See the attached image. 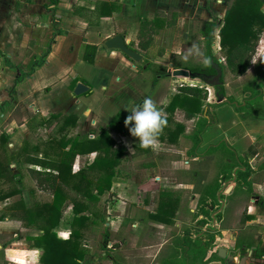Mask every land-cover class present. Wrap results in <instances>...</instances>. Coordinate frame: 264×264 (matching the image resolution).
Returning a JSON list of instances; mask_svg holds the SVG:
<instances>
[{"label":"crops","instance_id":"crops-1","mask_svg":"<svg viewBox=\"0 0 264 264\" xmlns=\"http://www.w3.org/2000/svg\"><path fill=\"white\" fill-rule=\"evenodd\" d=\"M229 1L56 0L55 3H52L51 0H0V82L4 83V86L0 85V125L4 123L0 129V170L12 176V180L0 177V186L6 183L9 188L18 187L20 176L12 174L10 170L13 169L12 167H16V163H19L16 162L19 160L17 159L19 154H24L25 160H28V157L45 159L42 154L44 150L47 151L46 144L57 133L56 128L61 122L60 118H49L50 114H74L77 117V122L76 126L69 130V135L94 138L100 128L108 127V123L117 111L121 110L129 114L128 111L133 106L139 105L145 98H151L156 107L160 109L162 116L169 115L171 117L170 127H173L176 122H180L185 128V123L176 119L175 115L179 110L175 109L173 113H169L165 107L170 97L176 93L178 85H197L207 92L203 110L205 112L208 109L213 119L204 124L202 129L196 122L197 129H201L198 134L200 141L198 146H195L196 149L192 150L191 148L190 153L193 158H197L200 156L199 154H202L205 146L217 145L215 141L224 139L231 146L229 151L232 150L234 153V156L230 155V158L227 157L225 162L232 161L233 164H222V173L214 183L217 186V201L214 206L208 204L212 199L209 195H205L204 201L207 205L204 206V210L207 214L200 211L194 217L195 222H191L197 229L196 232H189L185 229L176 239L178 248H172L171 244L173 245L172 241L175 240V237L172 234L168 235L161 243L154 244L151 249L148 248L151 254L146 256L148 260L142 261V263L168 264V261H170L169 264L192 263L191 254L194 249L191 246L187 247V239L183 246L180 244L181 239L186 237L190 240L196 238L197 242L201 243L208 242L202 262L195 261V264H226L224 259L217 255L219 247L225 248L226 252L233 256L235 264H264V180L261 182L259 180L251 181L253 175L264 169V167L259 168L264 156V126L246 124L245 120L239 117L238 109L236 110L233 103L216 101L214 85L209 84L211 79L197 77L191 71L193 68L187 67L189 62H183L185 54L182 49H187L194 37L199 39L204 46L201 64L196 68L204 69L207 44L212 55L219 62L223 61L224 52L219 47L218 26L221 24ZM169 7H174L179 13L175 25L166 27L163 22L160 23L147 49L136 51L141 55L139 61L127 58L119 50L103 46V41L106 38L120 34L125 43H132L133 47L138 49L137 34L140 20L152 18L156 10L166 14ZM261 10L264 13V0H261ZM199 20L205 21L207 24L210 23L209 26L214 24L207 35L208 37L205 34L206 25H203ZM86 44L98 45L93 63L82 59ZM262 52H264V31L260 34L258 44L247 66L249 67L260 60L258 62L259 70L263 71L264 58L258 56ZM42 54H44L43 63L35 67L27 77L14 83L18 73L4 63L3 56L8 57L14 64H20L27 71L31 62ZM174 63L182 66L175 67ZM163 68L165 75L159 73ZM175 69L185 70L187 74H173L172 71ZM218 69L216 68V72ZM79 82L84 83L90 89L86 93L89 96L88 100H80V95L72 93L75 85ZM212 91L215 107H211L209 103ZM225 91V95L237 98L235 92L227 91V89ZM242 96L243 89L241 98ZM18 102L21 103L20 122H16L13 118L8 120L10 113L6 106L10 104V106L16 107ZM204 112L201 116L204 115ZM38 115H43L39 121ZM201 116L186 118L185 122L200 119ZM38 123L43 126L47 125L46 127L52 130V134H47L44 141L46 147L42 150V154L37 152V142L24 138L26 131H31L32 126ZM36 126L41 128L39 125ZM46 127L42 128L47 130ZM2 134L5 137L4 141L1 139ZM182 134L183 132L178 137H181ZM111 135L116 141L122 140L126 147L125 154H128L130 161L123 162L125 155L123 156L120 165L122 175L112 179L110 191L99 196L98 204L100 208L104 209L106 220L113 217L109 213L117 212L116 218L121 219L118 222L131 223L128 231L132 234V239L129 244L127 243L130 247L127 250L137 249L139 251L140 249L136 248L135 239L141 237L144 226L153 225L158 229L169 228L165 227L166 223L149 217V214L156 209L160 192L166 189L172 197L177 198V209L179 197L176 193H180L178 189H184L185 193L182 196H185V199L188 198L189 213L193 215L192 204L198 197V191L192 189L195 181L179 180L176 174L167 177L170 182L172 180V184L168 186L171 188H168L165 187L164 182L166 176L155 174L148 177L146 181H140L134 176V173H131L130 170L134 169L133 165L136 162L141 164L136 169L144 170L146 174L152 169H157L160 172L165 164L159 162L158 156L163 153H172V147H175L173 141L161 140L158 137L156 142L161 145H159L160 150L154 151L156 146L141 147L139 141L128 130L121 134L112 133ZM242 143L245 146H242ZM249 147L254 150L253 155H250ZM201 148L202 150H200ZM150 149L156 156L155 166L139 162L145 161ZM182 149L187 152L188 147ZM94 154L93 152L77 155L72 165L73 171L90 163ZM239 156L243 157L252 169L247 178L250 182V190L246 205L241 204L243 201H240L239 198L243 193L239 192L247 191V187L241 183V180L236 179L235 173L237 169L242 168L238 163L235 165L234 162V158ZM89 157L90 159H88ZM79 158L85 160L81 164H76ZM162 160L169 162L168 164L171 166L168 167H173L175 164L170 156L169 159L162 158ZM24 162L25 167H29L31 171L38 169V165L33 161ZM122 163L127 166L129 164L128 168L126 166L123 170ZM188 168L189 164H182L181 169ZM198 180L201 185L206 183V178L201 175ZM227 189L228 192H225ZM27 193L31 197H29V201L21 193L26 207L30 206L33 201V191L28 189ZM17 198L18 195H13L0 201L2 202L0 209ZM71 206V203L66 206L71 213L70 221L72 218ZM213 208L214 210H212ZM63 214L64 211L62 216ZM173 220L174 227L182 226L177 221L176 210ZM13 221L19 220L13 219L10 215L0 220V235H16V225L13 224ZM108 224L109 221L105 222L106 226ZM186 225L188 224L184 223L185 228ZM69 229L70 222L65 225L59 223L54 230L59 238H67ZM25 230L30 232H26L19 240L14 237L8 243L0 241V264H4L5 261V264H21L23 262L25 251L22 253L23 255H17L20 252V246L16 244L17 241H23L24 244L21 247L33 252L32 248L34 247L30 246L32 244L31 236L37 234L38 231L36 229V233H33L31 232L32 228L27 227ZM112 231L114 238H117L120 233L119 229L113 228ZM104 242H107V246L112 248L110 241L102 243ZM125 242L127 239L122 237L118 247L124 248L123 243ZM86 247L89 246L86 244ZM176 249L179 256L170 255L171 251L175 252ZM112 251L114 250L112 249L110 252ZM183 251L185 257H189L188 260L183 259ZM214 252L217 257L208 259ZM120 253V261L110 259L112 264H132L130 263V259H132L130 254L128 256L123 251ZM103 254L104 252H102ZM83 262L87 264L101 263L100 258H96L91 250H88L84 255Z\"/></svg>","mask_w":264,"mask_h":264},{"label":"trees","instance_id":"trees-1","mask_svg":"<svg viewBox=\"0 0 264 264\" xmlns=\"http://www.w3.org/2000/svg\"><path fill=\"white\" fill-rule=\"evenodd\" d=\"M55 3L56 0H51ZM168 13L156 10L152 18H142L140 20L138 29V49L134 48L132 43L126 45L140 52L146 50L155 30L159 24L163 22L166 27H173L176 19L179 16L178 11L174 7L168 8ZM203 25H206L205 34L208 33L214 24H207V22L199 20ZM264 31V13L261 10V0H230L222 17L221 24L218 26L219 47L224 52L222 62H219L211 53L209 45L207 44V51L204 61V69L193 68L192 73L202 79H209L210 74L216 73V68L223 70L226 68L232 74L241 73L249 64L255 47L260 38V34ZM97 44H86L82 59L88 63H93ZM47 51V50H46ZM4 63L15 69L18 75L14 79V83L21 81L27 77L35 67L43 63L44 54L31 62L29 69L26 71L20 64H14L8 57L3 56ZM127 57V56H126ZM128 58V57H127ZM175 67H181L178 63L173 64ZM149 64L147 65V67ZM259 72H263L259 70ZM159 73L165 75V70H160ZM261 84V80L254 81L253 85L256 87L254 92L243 89V96L240 102H236L232 96H227L220 83L214 85L215 94L218 102L228 101L236 106V110L240 105L245 109L253 110L254 103L259 100L260 93L256 91ZM87 89L85 93H88ZM207 98V92L204 88L197 85L180 84L176 87L165 110L173 113L175 109L183 111L186 118H191L204 112V100ZM243 102V104H242ZM236 104V105H235ZM128 115L127 112L117 111L108 127L99 129L98 134L94 138L86 136H70L69 130L76 126L77 117L74 114L59 115L50 114L49 118L61 119L56 128V134L47 142V148L43 157L30 158L28 161H33L38 165V169H32L35 176V183L38 189L51 194L49 200L35 201L26 207L21 190L18 187H11L8 190L0 189V201H3L9 196L18 195V198L6 204L0 212V220L4 219L7 214L13 219L23 222L25 227H33L37 229L38 233L31 236L32 245L38 254V264H87L83 262L84 255L88 248L84 242L83 228L89 224L95 223L97 217L99 221L105 219V211L98 204L99 196L107 191H110L112 179L115 176H121L120 165L125 155L126 147L121 140L116 141L112 137V133L121 134L128 130L129 125L124 124V119ZM166 123L159 133V139L175 142L178 135L183 132L184 125L176 122L173 127H170V116H163ZM212 116L208 109L205 110L198 121V127L211 121ZM201 125H200V124ZM201 129H197L193 133L194 145L200 141L198 134ZM1 139L4 141L5 137L2 134ZM216 145H210L213 148ZM37 149V148H36ZM250 149V147H249ZM50 150V152H49ZM95 153L90 163L73 171L72 165L77 155ZM232 155L234 153L231 150ZM254 154V150L250 149V155ZM31 159V160H30ZM235 165L239 164L242 168L237 169L236 179L241 180L242 184L246 185L247 191L250 190V182L247 180L248 175L252 169L243 157L234 158ZM234 166V165H233ZM231 166V167H233ZM264 167L263 161L259 168ZM0 177L7 180H12L11 174L0 170ZM240 183V182H239ZM238 183V184H239ZM241 184V185H242ZM216 184L208 186L206 193L212 200H216ZM68 203H71L72 218L70 221L69 235L67 238H59L57 236L55 227L59 224L62 213ZM178 200L170 195L166 189L160 192V198L156 209L149 217L153 220L172 224L174 222L173 215L176 210ZM204 214L206 210H201ZM185 239L188 240L187 247L191 246L194 249L191 254L192 263L195 261L202 262L206 253L208 242H197L195 239L183 237L180 244L183 246ZM104 250L103 257L111 259L108 253L111 247H108L104 242L101 244ZM183 259L185 257L182 252ZM217 257L214 253L208 259ZM118 264V263H117ZM187 264H189L187 262Z\"/></svg>","mask_w":264,"mask_h":264},{"label":"rangeland","instance_id":"rangeland-1","mask_svg":"<svg viewBox=\"0 0 264 264\" xmlns=\"http://www.w3.org/2000/svg\"><path fill=\"white\" fill-rule=\"evenodd\" d=\"M182 50L185 54V56L183 57V62L184 61L189 62V66H187L188 68H196L197 66H199V64H201V60H202L203 54H204V46L202 45V43L200 42L199 39H196L194 37V40L190 44V46H188L187 49L183 48ZM171 59H173V58L171 57ZM177 62H180V61H177ZM183 62H180V63H183ZM258 62H260V60ZM258 62L251 64L249 67L247 66L239 74H232L227 69H223L220 72L219 81L221 79V84H222V87L224 89V93L226 94V91H225L226 89H227V91L235 92L236 97H237L235 100L237 102H240V100L242 99L241 98L242 89L245 88L247 90H250V93L254 92L256 87L253 85V83H254V81H257L258 79H260L261 84L258 86V89L256 90L260 93V96H259V100L256 101V103H254V109L248 111L242 105H240V107H239L240 111H237V112H238L239 117L241 119L245 120L246 124L264 126V70H263V72H259V65H258L259 63ZM184 65H186V64L184 63ZM216 74H217V72L210 74L209 79H211L212 76H214ZM0 85L4 86V83L2 84V82H0ZM234 88H235V90H233ZM214 94H215V90H214ZM210 96H211L210 101H209L210 106L215 107V103H214L215 99L213 98V91H212V94ZM79 97H80V100H86V99L88 100V98H89L88 94H86V93L80 95ZM209 103H207V104H209ZM20 104L21 103L18 102L19 106L17 105L16 107L10 106V104L8 106H6V109L10 113V116L7 118L8 120L13 118L16 122H20V119H21V114L19 111ZM178 110L179 111H177L176 115H175L176 119L182 120L185 123V128H184L182 136L178 137L176 139V141L173 143L175 145V147H172L173 152L170 151L172 153H170V154L169 153H165V154L163 153V154H160L158 156V158L160 159L159 162L161 164H165L164 168L160 169V172L157 169H152V171H149L148 174H146V172H144V170L142 171V170L136 169V168H139V165H141V164L136 162L133 165L134 169H132L130 171H131V173H134V176L140 181H146V180H148V177H151L152 175H155V174H160L162 176H166V178L164 180L165 187H168L169 185L172 184V180L170 182V179L167 178L171 174H176L178 179L182 180V181H188V180L195 181L194 187L192 189L198 191V197L193 201L194 203L192 204V208L194 209L193 215H192V213H189L188 198L185 199V196H182L185 193L184 189H182V190L178 189V190H180V193H178L176 190V192H177L176 194L179 197V205H178V208L176 209V216H177V221H179L182 226L181 227L179 226V228L177 226L174 227V223L165 225V227H169L166 229H158L153 225L152 226H144L143 230L141 231V237H138L137 239H135V243L137 244L136 248H138V250L140 249L139 251H137V249L136 250L134 249V251L127 250L128 248H130L128 244L130 243V241L132 239V234L129 233V231H128L131 223H128V222L120 223V222H118L121 219L116 218V215H118L117 212L109 213V215L113 216L110 220L109 219L106 220L107 219L106 213H105V219L102 221H99L98 218L96 217L94 220L95 223L89 224L87 227L83 228V234H84V242L89 246L88 250L89 251L91 250L93 252V254L96 255V258H100V261H101L100 264H112V261L109 258L105 259L102 255V252H104V250L101 248V244L103 241H110L111 242L112 248H110V249L111 250L113 249L114 251L110 252L111 251L110 250L108 253L111 255L112 260L120 261V259H121L120 258V254H121L120 252L123 251L127 255L130 254V256L132 257V259H130V263H132V264H141L142 261H147L148 258L146 256L151 254L149 252V249L152 248L151 246H154V244H157V243H161L170 234H172L175 237V240L172 241L174 246L170 243L172 248H174V247L178 248V246L176 244V241H177L176 239L178 237H180V234H182V232L185 229H187L189 232H196V230H197L196 228H194V224H191V222L194 221L195 215L197 213H199L202 209L204 210V206L207 205L204 201L205 195H207L205 193L207 186L214 185V183L220 177L219 175L222 173L221 172L222 164H226V165L233 164L232 161L230 163L225 162L227 157L230 158V155L232 156V153L229 151L231 146L224 139H220L219 141H215V144H217V145L213 148H209V145L205 146V148L203 150L201 148L200 150H202V154H199L200 156L197 158H193L192 154L190 153L191 148L193 150L195 148V146H198V145H194L195 140L193 139V137H191V134L195 133V131L197 130L196 122H198L199 119H193L192 121L185 122L186 117L184 116L183 111L180 109H178ZM212 113L214 114V111H212ZM42 116L43 115L37 116L38 121L41 120ZM199 116H201V113L199 114ZM38 121H36V122H38ZM3 124L4 123H2V125H0V129L3 127ZM36 125H39L41 128H39ZM46 126H43V124L41 125L40 123L35 124V126H32L33 128L31 129V131H29V132L26 131V134L24 137L25 139L30 140L32 142H37V146H38L37 152H39L41 154L43 152L42 150L46 147V145L44 144V141L47 138V134H52V130H50V128H48ZM42 127L43 128L46 127L47 130H44ZM258 144H260V143H258ZM159 145L160 144L158 142H156V145H155L156 148L153 150L154 151L160 150ZM241 145L245 146L244 143H242ZM184 147H188L187 152H185L186 150L184 151L182 149ZM151 149L149 150V155L146 156L145 161H139V162L150 164L151 166H155L154 164L157 163V161L155 160L156 156H155V153L151 152L152 151ZM24 156H25L24 154H19L17 156V159H19V160L16 161L19 163L18 164L16 163V167H12L13 169L10 168L11 169L10 172L12 174L14 173L15 175L20 176L19 177L20 183H17V185L20 188L21 193L24 194V196L29 201L30 196L28 195L27 191H28V189H31V191H33V195H32L33 200L39 201V202L49 200L51 197V194L43 192L37 188L36 183H35L34 173L30 170L29 167H25L24 161L28 162V160H25ZM169 156L172 158V161L175 162L174 166H176V167H174V166L168 167V166H171L168 164L169 162L162 160V158L169 159ZM85 159H87V157H85ZM85 159L79 158V160L76 162V164H81L82 162H84ZM88 159H90V157ZM126 161H130L128 154H125L123 162H126ZM28 163H30V162H28ZM182 164H189V168L186 170L181 169ZM252 164H254V163H252ZM126 166L127 165L125 163H122L123 170H125ZM128 166H129V164H128ZM128 166H127V168H128ZM165 166H166V168H165ZM8 167H11V166H8ZM200 175L203 178H206V183H204L202 185L199 183V180H198ZM258 180L260 182L264 180V169L260 170L258 173L253 175L251 178V181H258ZM0 187L2 190H8L9 189V186L6 183ZM168 188H171V187H168ZM248 192L249 191H245V190L239 192V193H243V195L240 196V198H239L240 201H243V202H241L242 205L243 204L246 205V200H248V198H249ZM244 200H245V203H244ZM215 201L216 200H212L208 204L211 206H214V204L216 203ZM1 207H2V202H0V208ZM212 210H214V208ZM1 211H2V209H0V212ZM70 216H71V213L69 212V209L66 208L64 210V214H63L59 223H62L64 225L69 223L70 222V219H69ZM107 221H109V224L106 226L105 222H107ZM184 223L188 224V225H186V228L184 227ZM13 224L16 225V231H15L16 235H13V234L2 235L1 234L0 235V241L1 242H3V241L6 243L11 242L14 237L18 238V240H19L20 238H22L24 236V234H26V232H30L28 230H25V226L23 225V222H21V221H13ZM27 228H32L31 232L36 233L35 228H33V227H27ZM113 228L119 229L120 233L117 236V238H114L115 236L113 235V231H112ZM142 236H143V238L144 237L145 238L143 239ZM122 237L127 239V242L123 243L124 248L120 249L118 246L120 245V242L122 241ZM171 240H172V238H171ZM105 243L107 244V242H105ZM16 244H17V246H20V248H19L20 252L17 253V255H23L22 253L25 251L24 252V258H23L24 260L21 264H37L38 263L37 258H38L39 253L37 251H35L34 248H32L33 252H31V251L29 252L28 250H25L24 247H21L24 244L23 241L22 242L17 241ZM30 246L34 247L32 244ZM144 246H147V248H144ZM21 248H23V249H21ZM135 252H136V254H135ZM175 252L171 251L170 255H172V256L177 255V257H178L179 255L177 254V249ZM5 262H4V264H5ZM169 262L170 261H168L167 263L169 264ZM142 264H144V262Z\"/></svg>","mask_w":264,"mask_h":264},{"label":"clouds","instance_id":"clouds-1","mask_svg":"<svg viewBox=\"0 0 264 264\" xmlns=\"http://www.w3.org/2000/svg\"><path fill=\"white\" fill-rule=\"evenodd\" d=\"M258 56L264 58V52ZM128 112L124 124L129 125L131 122L128 127L129 133L139 141L141 147H155L159 133L166 123L160 109L156 107L151 98H145Z\"/></svg>","mask_w":264,"mask_h":264},{"label":"water","instance_id":"water-1","mask_svg":"<svg viewBox=\"0 0 264 264\" xmlns=\"http://www.w3.org/2000/svg\"><path fill=\"white\" fill-rule=\"evenodd\" d=\"M103 46L108 48V49H116L119 50L121 53H123L124 55H126L127 57H129L130 59L134 60V61H139L141 59V55L136 52L135 50L129 48L125 41L124 38L122 37V35L120 34H115L112 35L108 38H106L103 41ZM173 74H187V71L182 70V69H175L172 71ZM220 78V70H217V74L213 76V78L211 80H209V84L210 85H217L220 83L219 81ZM88 87L84 84V83H77L72 91V93L74 95H81L84 94L87 91ZM228 192V189L225 191ZM217 255L224 259L226 264H235V262L233 261V256L231 254H228L226 252V249L223 247H219L217 249Z\"/></svg>","mask_w":264,"mask_h":264},{"label":"flooded vegetation","instance_id":"flooded-vegetation-1","mask_svg":"<svg viewBox=\"0 0 264 264\" xmlns=\"http://www.w3.org/2000/svg\"><path fill=\"white\" fill-rule=\"evenodd\" d=\"M212 78H213V76H212ZM212 78H211V79H212Z\"/></svg>","mask_w":264,"mask_h":264},{"label":"built area","instance_id":"built-area-1","mask_svg":"<svg viewBox=\"0 0 264 264\" xmlns=\"http://www.w3.org/2000/svg\"><path fill=\"white\" fill-rule=\"evenodd\" d=\"M122 141V140H121ZM124 144V143H123Z\"/></svg>","mask_w":264,"mask_h":264}]
</instances>
